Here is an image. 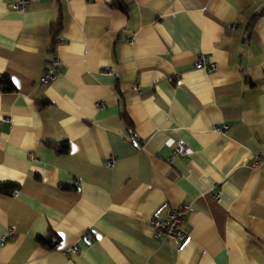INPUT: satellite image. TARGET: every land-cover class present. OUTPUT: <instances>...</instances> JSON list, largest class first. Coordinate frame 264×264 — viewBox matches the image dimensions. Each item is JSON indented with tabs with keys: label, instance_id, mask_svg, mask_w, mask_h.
<instances>
[{
	"label": "crops",
	"instance_id": "0c3cea01",
	"mask_svg": "<svg viewBox=\"0 0 264 264\" xmlns=\"http://www.w3.org/2000/svg\"><path fill=\"white\" fill-rule=\"evenodd\" d=\"M10 2L0 182L17 189L0 194V264H264V171L250 165L264 162V0ZM199 53L212 70L193 65ZM180 203L185 238H155L150 216ZM48 230L52 248L35 240Z\"/></svg>",
	"mask_w": 264,
	"mask_h": 264
},
{
	"label": "built area",
	"instance_id": "2783aa9c",
	"mask_svg": "<svg viewBox=\"0 0 264 264\" xmlns=\"http://www.w3.org/2000/svg\"><path fill=\"white\" fill-rule=\"evenodd\" d=\"M121 2H125L127 0H120ZM28 0H11L10 8L12 9H22ZM129 40V39H128ZM56 41H59V38H56ZM58 64V60L56 57H50L44 66V69L39 74L37 78L38 84H43L48 80H51L54 76V70ZM194 66H201L206 70H212L215 67V63L210 60H206V57L203 54H196L195 59L193 61ZM132 88H135L133 85ZM95 106H101L100 102H95ZM224 125L217 128V126H213L215 130L219 129L222 131L224 129ZM166 144L169 145L173 142L171 138H167L165 140ZM173 152L179 155H185L189 152V148L185 146L182 140H175L173 145ZM113 158L109 156L105 165L110 166ZM250 165L254 167H260L264 171V162L260 159V153L255 152L251 156ZM216 191L213 192V196H216ZM188 210L187 203H180L177 206H170L166 209L164 217H159L156 215L150 216L148 219V224L151 228V233L155 238L160 239V241L171 240L174 245H178V243L183 240L186 236L185 231L182 227V221L184 218V214ZM13 226H9L6 232L7 237L12 235ZM4 236H0V240H3ZM72 251L76 250L75 246L71 247Z\"/></svg>",
	"mask_w": 264,
	"mask_h": 264
},
{
	"label": "trees",
	"instance_id": "16d2710c",
	"mask_svg": "<svg viewBox=\"0 0 264 264\" xmlns=\"http://www.w3.org/2000/svg\"><path fill=\"white\" fill-rule=\"evenodd\" d=\"M110 4L113 7H117L119 9H123V3L120 0H110ZM257 13L249 16L245 28L249 30L251 26L253 25L255 19H256ZM61 27V20H60V10L59 6H57L56 9V15L55 18L52 22L49 23V33H50V39H51V45L54 43V38L58 31L60 30ZM50 45V46H51ZM262 74L264 77V66L262 67ZM12 86L9 83L7 77L5 75H0V89H11ZM122 118L126 122L127 126L129 124L127 123V119L122 114ZM46 144L53 149L54 152L56 153H61L65 152L67 150V145L64 141L55 143L52 141L46 142ZM61 189H70V187H67L65 185H59ZM17 189V185L11 182H0V194H5V195H12ZM35 240L44 248H52L57 244V237L55 234L48 230L45 234L43 235H36Z\"/></svg>",
	"mask_w": 264,
	"mask_h": 264
}]
</instances>
